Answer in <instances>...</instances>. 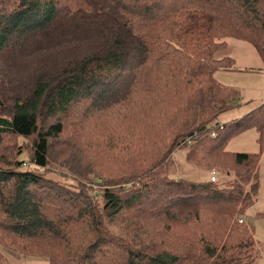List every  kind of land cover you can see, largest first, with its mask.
I'll list each match as a JSON object with an SVG mask.
<instances>
[{
	"label": "trees",
	"instance_id": "1",
	"mask_svg": "<svg viewBox=\"0 0 264 264\" xmlns=\"http://www.w3.org/2000/svg\"><path fill=\"white\" fill-rule=\"evenodd\" d=\"M226 37L264 59V0H0V264H255L264 100L220 128Z\"/></svg>",
	"mask_w": 264,
	"mask_h": 264
},
{
	"label": "rangeland",
	"instance_id": "2",
	"mask_svg": "<svg viewBox=\"0 0 264 264\" xmlns=\"http://www.w3.org/2000/svg\"><path fill=\"white\" fill-rule=\"evenodd\" d=\"M227 45L217 51L214 56L219 58L223 56H230L233 57L234 60L236 59V64L233 66L232 69L228 70H218L215 71L214 76L220 83H224V85L235 87L238 89V98H237V105L234 107H231L223 112H221L218 117L217 121L218 123L224 122L228 118H231V116L235 113H241V112H247L254 107L258 106L264 97V91H263V82H261L260 78L262 77V70L264 68L262 67L264 65V59H261L257 50L255 47L246 41L235 39L232 37H226L225 38ZM241 66H246L242 67ZM236 67V68H235ZM235 68V69H234ZM240 70H239V69ZM238 69V70H237ZM264 100V99H263ZM243 113L242 115H244ZM241 115V116H242ZM233 120V119H232ZM230 121V120H229ZM225 123V122H224ZM223 125V123H220ZM251 130H247L244 133H239L236 136H233L228 139L226 144V149L229 151H236V152H251V151H258L259 145L256 141V139H252L250 137ZM23 139L20 138V142H22ZM185 149L179 148L175 150L173 153L172 158V167L170 176L176 178V177H183L186 179L191 180H205L209 177L211 178V172L214 170L216 171L217 175V181H224L225 176L222 173V171L218 168H211V169H205L204 167H195L193 165L188 164L185 162ZM174 159V160H173ZM260 170H259V180H260V187L258 193L256 194V200L252 203V205H249L246 211H244L243 216L248 217L247 221H250L252 224L254 223V219L256 216L255 209L262 204H264V153L260 156ZM47 175L52 178H57V175H55V169L53 166L46 168ZM212 181V180H211ZM251 212L252 216L249 217V213ZM254 226V224H253ZM255 228V230H254ZM259 228V223L256 222L255 226L253 227L254 234L257 233L256 229ZM259 234V233H258ZM257 234L256 238L259 239V235ZM259 245L262 244V242L259 240ZM2 253L6 255L9 260H11L14 264H35L34 258H45L41 256H30V257H23L18 254L13 253L12 251L1 248ZM259 252L261 253L260 249ZM263 255L261 257H258L255 261V264H263L264 259Z\"/></svg>",
	"mask_w": 264,
	"mask_h": 264
},
{
	"label": "crops",
	"instance_id": "3",
	"mask_svg": "<svg viewBox=\"0 0 264 264\" xmlns=\"http://www.w3.org/2000/svg\"><path fill=\"white\" fill-rule=\"evenodd\" d=\"M244 41V40H243ZM247 42V41H246ZM260 56V55H259ZM260 58H261V56H260ZM261 59H263V58H261ZM234 64H236V59H235V62H234ZM242 67H246V66H241V68ZM263 68H264V65L262 66ZM236 68V67H235ZM234 68V69H235ZM239 69V68H238ZM237 69V70H238ZM258 69H261V71H263L262 72V77L260 78V80H261V82H263V91H264V70H262V68H258ZM221 70V69H220ZM225 70V69H224ZM233 70V69H232ZM240 70V69H239ZM218 71V70H217ZM216 71V72H217ZM224 84V83H223ZM263 99H264V97L262 98V100H261V102H260V104L259 105H261V103L263 102ZM258 105V106H259ZM257 107V106H256ZM255 108V107H254ZM253 108V109H254ZM252 110V109H251ZM250 111V110H249ZM248 112V111H247ZM246 112V113H247ZM243 113H245V112H241V113H235V114H233L232 116H231V118H228L227 120H225L224 122H227V121H229V120H232V119H236V118H239ZM224 122H220V123H224ZM248 130H251V131H249V132H251V133H249L250 134V137L252 138V139H256V141H257V143H258V135H257V132H256V130L255 129H248ZM247 131V130H246ZM245 131V132H246ZM244 133V132H243ZM242 133V134H243ZM259 145V144H258ZM258 151H260L259 149H258ZM258 151H256V152H258ZM256 152H254V151H251L250 153H256ZM261 162V161H260ZM261 164V163H260ZM263 164H264V161H263ZM259 170H260V168H259ZM259 187H260V180H259ZM258 191H259V188H258ZM258 193V192H257ZM252 205V204H251ZM248 208V207H247ZM246 208V209H247ZM246 211V210H245ZM255 212H256V216H255V219H254V226H255V223L256 222H258L259 223V228H257L256 229V231H257V233H255V238H256V236H257V234L259 235V239H257L258 241L260 240L261 242H262V244L260 245V247H259V249H260V251H261V253L259 254V257H261L262 255H263V257H264V204H262L261 206H259V210H258V207H256V209H255ZM250 216H252V214H251V212L249 213V217ZM243 219L244 220H247L248 219V217H244L243 216ZM254 230H255V228H254ZM264 259V258H263ZM34 260V262H35V264H47V260L45 259V258H39V259H36V258H34L33 259ZM264 264V263H263Z\"/></svg>",
	"mask_w": 264,
	"mask_h": 264
},
{
	"label": "built area",
	"instance_id": "4",
	"mask_svg": "<svg viewBox=\"0 0 264 264\" xmlns=\"http://www.w3.org/2000/svg\"><path fill=\"white\" fill-rule=\"evenodd\" d=\"M219 126H220V128H222V124H219ZM212 135H214V131H212ZM212 181H216V179H217V175H216V171H212L211 172V178H210ZM239 220V222H241L242 220H243V218H239L238 219Z\"/></svg>",
	"mask_w": 264,
	"mask_h": 264
}]
</instances>
